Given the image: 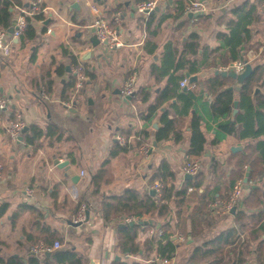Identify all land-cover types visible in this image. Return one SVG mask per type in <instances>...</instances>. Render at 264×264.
<instances>
[{"label":"crops","instance_id":"obj_1","mask_svg":"<svg viewBox=\"0 0 264 264\" xmlns=\"http://www.w3.org/2000/svg\"><path fill=\"white\" fill-rule=\"evenodd\" d=\"M13 1V26L21 8H30L33 2H38L40 12L29 16L33 30L27 32L26 29L14 40L11 54L0 59V96L11 100L9 109L0 119V163L3 165L0 207L7 206L0 219L1 258L18 257L23 264H29L35 240L47 242L45 236L57 233L63 236L64 243L59 242L61 246L49 254H42V262L48 258L53 264H61L55 262L52 254L69 247L81 254L83 264H151L145 255L125 254L119 246V227L125 220L137 221V217L107 222L100 206L106 198H113L128 189L150 193L154 189L152 173L163 161H168L176 174L168 186L175 192L186 189L185 197L189 200L184 217L179 215L178 198L173 196L168 201L171 207L168 233L178 242L173 258L176 264H184L195 247L234 227L238 222L237 209H245L250 216L248 221L258 228L264 221L259 215L264 205L238 206L252 189L260 187L264 191V165H261L257 150L264 135L259 139H241L237 134H228L216 142L217 122L212 114L215 95L210 91L209 82L223 76L216 74L217 70L242 72L246 66L244 64L243 70L238 71L235 68L240 63L238 60L229 61L230 66L225 65L220 53L214 51L220 46L218 34L228 33L229 22L236 18L233 8L245 2L256 4L258 19L250 25L252 37L242 52L253 67L264 64V0H191L203 6L202 14L193 17L186 11L180 12L177 8L179 0H163L158 5L161 9L149 14L136 11V4L141 0ZM21 3L23 6L19 5ZM93 6L105 14L112 25L114 14H121V23L117 27L124 46L110 49L101 42L92 45L90 38L96 34L90 24L97 16ZM31 32L34 37H30ZM193 35L199 42L198 52L186 53L185 46L193 40ZM182 57L189 61L185 62L184 68L177 69L183 62ZM193 60L200 68L190 73L189 65ZM78 63L84 64L88 77L79 92L73 85V79L76 81L73 69ZM133 74L137 76L138 90L134 100L123 94L124 82ZM182 74L188 80L187 87L173 82L174 77L179 78ZM192 77L196 79L191 81ZM223 77L225 89L233 90L239 105L240 83L231 76ZM188 90L203 96L198 104L193 103L188 112H184L185 102L181 96ZM254 92L264 93V87L255 86ZM165 94L174 96L164 99ZM151 106H155V110L148 125L141 113ZM237 109L235 115V107L233 109V120L240 112L238 106ZM15 111L22 114L28 126L20 142L13 141L7 131ZM198 111L207 116L201 125L206 143L203 154L197 157L202 164L201 183L191 188L188 181L193 178H186L182 166L190 146L192 119ZM164 113L179 121V140L174 135L157 140L155 133L163 126ZM154 123L159 127L155 128ZM32 125L40 126L45 135L34 144H28L25 134ZM146 126L151 132L150 150L154 140L158 144L152 152L149 150L145 155L141 148L135 147L116 156L110 155L117 136L133 142ZM50 127L55 131L48 135ZM255 159L263 176L257 173L245 182L246 174L255 170L252 165ZM57 160L69 161V170L59 167ZM74 174L80 175L79 179L73 180ZM237 175H242L237 181L242 180L245 188L234 213H211L207 217L195 213L200 206L205 207L209 198H227ZM28 188L31 194H27ZM83 206L89 210V218L79 226L72 225L70 221H75ZM146 219H152L153 223L143 224L145 228L139 232L137 240L142 246L162 224L152 217L143 220ZM261 235L264 238V233ZM259 242L255 239L251 247L254 249ZM254 254L250 256L252 262L255 261Z\"/></svg>","mask_w":264,"mask_h":264},{"label":"trees","instance_id":"obj_2","mask_svg":"<svg viewBox=\"0 0 264 264\" xmlns=\"http://www.w3.org/2000/svg\"><path fill=\"white\" fill-rule=\"evenodd\" d=\"M148 1V0H141ZM189 1V0H187ZM186 0H179L177 8L181 10L183 14L186 11ZM191 1V0H190ZM189 1V2H190ZM20 6L22 5L19 4ZM23 6V5H22ZM15 7L13 0H0V29H9L13 26L14 12L11 8ZM232 12L236 18L229 22L230 31L221 32L218 34L220 40V46L214 51L220 53L221 62L225 65H229V61H237L246 64L245 53L242 51L245 49V43H247L252 37V30L250 25L254 23V19H258L256 4L245 2L239 7L233 8ZM28 19L27 32L32 31L30 25V17ZM35 35L30 33V37ZM199 42L196 35H193V40L188 42L185 46L186 53L195 54L198 52ZM174 54L171 53V56ZM183 62L177 65V69L184 68L185 62L188 59L182 57ZM230 66V65H229ZM199 65L196 60L190 62L189 71L195 73L199 70ZM224 76V75H223ZM218 76L213 78L209 82L210 91L214 93L215 100L212 104V114L214 120L217 122V135L216 142L223 140L228 134H237L239 138H254L259 139L264 135V93L259 92L254 94L255 86L264 87V64H258L254 67L253 74L243 83L240 84V112L237 114L235 120L232 119V112L235 107V96L233 90H226L225 77ZM222 77V78H221ZM185 75H180L179 78H173V82H182ZM73 85L75 80L73 79ZM187 89V88H186ZM138 90L132 95L133 100L137 96ZM181 95V94H180ZM165 94L164 99L173 97ZM202 94L196 95L191 90L183 93L181 99L185 102L184 112H188L189 107L195 103L198 104L201 101ZM147 97V96H146ZM203 98V97H202ZM155 106H151L147 112L141 113V118L150 125L152 122V114L154 113ZM207 118L205 112L198 111L193 116L192 121V136L190 139V146L187 154L192 157H200L205 149L206 138L202 131V122ZM163 126L159 128L155 135L157 140L162 141L175 136L176 140L181 138V133L177 130V126H180L178 120L169 118L168 113H164L162 116ZM255 123L258 127L255 128ZM239 125V126H237ZM55 131L54 127L48 129V135H51ZM45 131L38 125H32L29 132L25 134V142L28 144H34L39 140ZM151 132L148 126L138 132L135 140L129 142L126 140L122 144L119 140L116 141L113 149L110 152L111 156H116L120 152H128L129 150L137 147L141 148L143 145H149ZM257 150L260 152L262 163L264 165V138L259 140L257 144ZM252 165L255 170L249 175L250 179L258 173V176H263V171L259 169L258 160H252ZM202 170V169H201ZM175 172L172 170L168 161H163L157 169L152 173L151 182L153 187L157 182L163 184L161 195L155 193L151 195L149 192H139L136 189L125 190L122 194L109 197L103 200L101 203V210L105 221L111 222L117 219H126L127 217H137V221L131 224V221H124L118 229L119 234V246L121 251L125 254H141L150 258L151 264H160L163 258L173 259L176 256L178 242L172 238V235L168 233L170 224L168 219L171 214V207L168 201L176 196L179 201V215L184 217L187 211L189 201L185 197L186 189L179 192H175L172 186H168V183L175 179ZM243 175V174H242ZM242 175H237L233 178L232 187L239 181ZM201 171L193 176V180L188 181V185L193 187L200 186L201 183ZM233 190V189H232ZM251 193V194H250ZM245 197L238 208L243 206H255L259 207L264 205V191L261 188H254ZM231 194V192H230ZM230 194L227 198H229ZM225 198V199H227ZM223 198H209L204 205L200 206L195 213L201 214V216L213 214L211 205L217 201L225 200ZM7 209L6 205L0 207V219L5 214ZM81 210V209H80ZM264 206L259 211V215L264 217ZM238 222L237 224L222 232L216 238L204 242L203 245L195 247L193 253L189 258L183 262L184 264H264V221L257 227L253 226L248 221L246 210H238ZM152 217L156 222L161 221V228L152 238L145 241L144 246L137 240L139 232L144 229L143 224L140 223L144 218ZM254 219V217H253ZM255 234V235H254ZM44 239L53 244L54 242L64 243L63 236L57 233H50L44 237ZM259 239V243L255 245L254 249L251 247V242ZM41 240H35L34 243H38ZM154 253V255L152 254ZM255 253V254H254ZM254 254V262L250 256ZM55 262L61 264H83L82 256L73 248L65 247L55 251L52 254ZM251 259V260H250ZM1 264H23L22 260L18 257H11L8 260L0 257ZM29 264H53L48 261V258L44 262L41 261L40 256L32 254ZM117 264H128L127 262H117ZM131 264H139L133 262Z\"/></svg>","mask_w":264,"mask_h":264},{"label":"built area","instance_id":"obj_3","mask_svg":"<svg viewBox=\"0 0 264 264\" xmlns=\"http://www.w3.org/2000/svg\"><path fill=\"white\" fill-rule=\"evenodd\" d=\"M87 1V0H81ZM163 0H148L138 2L136 4V11L141 14H149L152 10L155 9L156 6L159 5ZM30 8H21V13L16 18L14 24V30L12 33L7 29H0V59L7 57L11 54L14 40L18 39L22 36L28 26V17L35 15L40 12L38 2H33ZM94 11L97 13L95 20L90 24V27L94 29L95 34L101 43H105L110 49H117L125 45V42L120 38L119 30L117 27L121 23V14L115 13L113 16L114 24L110 23L111 20L107 19L105 14H103L96 6H93ZM203 10V6L198 1H191L187 4L186 12L187 13H198ZM235 68L240 71L243 70L244 64L239 63L235 66ZM73 74L76 79L75 81V89L79 92L83 89L85 82L88 77L86 74V68L83 63H78L74 69ZM136 80L137 76L135 74L131 75L124 82L123 94L124 96H132L136 91ZM182 86H188V80L184 79L181 82ZM45 98H48L45 92L42 93ZM11 100L7 96H0V119L4 112H6L10 107ZM70 106V103H67ZM26 127V123L23 119L22 114L19 111H15L12 114V118L9 120L7 124V131L9 136L13 141L20 142L21 137L24 135V128ZM117 139L124 144L126 139L123 136H117ZM142 152L145 155L149 154L150 145H143L141 147ZM183 172L186 174H190L192 176H196L202 169L201 160L199 158H195L189 155H186L183 161L182 166ZM3 177V165L0 163V180ZM158 194L161 195V190L163 188V184L157 182L153 187ZM244 182L240 180L237 182L229 196V198L225 200H220L211 205V208L214 213L218 214H228L232 212L233 208H236L244 194ZM27 194H31V190L26 189ZM87 208L83 206L79 211L75 221L76 222H85L87 220L86 216ZM131 220V219H129ZM61 244L56 241L54 244H49L44 241H40L31 246V253L35 256H41L46 252H52L54 249L59 248ZM104 264V263H103ZM160 264H176L174 259L163 258L160 261Z\"/></svg>","mask_w":264,"mask_h":264},{"label":"water","instance_id":"obj_4","mask_svg":"<svg viewBox=\"0 0 264 264\" xmlns=\"http://www.w3.org/2000/svg\"><path fill=\"white\" fill-rule=\"evenodd\" d=\"M168 2H172V0H168ZM163 7H166V4H164ZM160 9H161V6H156L155 9L152 10L150 13H152V12H154V11H159ZM200 14H202V12H198V13H189V16H190V17H193V16H198V15H200ZM8 30H9L10 33H12L13 30H14V26H11ZM90 42L92 43L93 46H97V45L100 43V40L98 39V37H97L96 35H93V36L90 38ZM105 43H106V42H105ZM231 65L233 66L234 63H232ZM253 72H254V67H253V65H252L251 63L247 62V63H246V66H245V68H244V70H243L242 72H237V71H235V70H217V71H216V74H219V73H220V74H222V75H228V76H231V77L235 78V79L237 80L238 83L241 84V83L245 82V81H246V80H247V79L253 74ZM187 76L190 77V73H187ZM195 79H196L195 77H192V78H191V81H193V80H195ZM231 88H232V87H230L229 89H231ZM256 91H259V88H258ZM237 106H238V102L236 101V102H235L234 115H235L236 112L238 111ZM154 127H155V128H158L159 125H158L157 123H154ZM27 129H28V126H26V127L24 128L23 132L25 133ZM22 139H23V137H21L20 141H21ZM157 145H158V144H157V141L154 140V141H153V145H152L153 148H154V147H157ZM153 148H152V150H153ZM152 150H150V152H152ZM56 164H57L59 167L66 168L67 170H69V161L59 162V161L57 160V161H56ZM79 177H80V175L74 174V175L72 176V179H73V180H77V179H79ZM248 177H249V173L246 174L245 182H248V181H249ZM186 178H193V176L190 175V174H187V175H186ZM150 193H151V195H155V190H154V189L150 190ZM235 210H236V208H233V209H232V212L234 213ZM86 216H87V219H88L89 216H90V212H89V210L86 211ZM70 223H71L72 225H74V226H79V225L83 224V222H76V221H70ZM134 223H135L134 221L131 222V224H134ZM141 223L147 225V224H149V223H153V220H152V219H146V220H143ZM159 225H160V224H159ZM159 225H158V227H159ZM49 253H50V252H48L47 254H49ZM116 258H119V256H117Z\"/></svg>","mask_w":264,"mask_h":264},{"label":"rangeland","instance_id":"obj_5","mask_svg":"<svg viewBox=\"0 0 264 264\" xmlns=\"http://www.w3.org/2000/svg\"><path fill=\"white\" fill-rule=\"evenodd\" d=\"M155 190V189H154Z\"/></svg>","mask_w":264,"mask_h":264}]
</instances>
